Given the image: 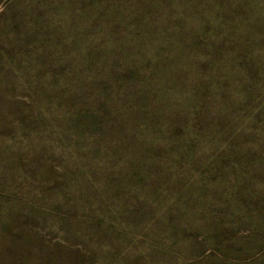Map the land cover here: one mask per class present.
Listing matches in <instances>:
<instances>
[{"label": "rangeland", "instance_id": "obj_1", "mask_svg": "<svg viewBox=\"0 0 264 264\" xmlns=\"http://www.w3.org/2000/svg\"><path fill=\"white\" fill-rule=\"evenodd\" d=\"M0 264H264V0H0Z\"/></svg>", "mask_w": 264, "mask_h": 264}]
</instances>
